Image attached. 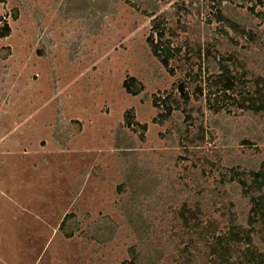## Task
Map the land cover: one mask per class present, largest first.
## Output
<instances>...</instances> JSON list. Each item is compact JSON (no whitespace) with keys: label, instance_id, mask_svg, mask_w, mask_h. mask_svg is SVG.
I'll list each match as a JSON object with an SVG mask.
<instances>
[{"label":"rangeland","instance_id":"rangeland-1","mask_svg":"<svg viewBox=\"0 0 264 264\" xmlns=\"http://www.w3.org/2000/svg\"><path fill=\"white\" fill-rule=\"evenodd\" d=\"M221 3L228 23L214 20ZM254 3L0 1V15L11 26V33L0 37V264L130 261L129 248L138 240L119 207L128 194L119 186L133 176L136 163L159 181L153 196L143 188L132 196L135 212L164 225L155 231L157 242L178 232L185 246L181 211L198 199L205 203L201 218L217 219L219 228L227 229L225 217L215 211L222 206L216 196L222 188L247 225L251 198L242 195L237 181L263 167L264 111L246 112L247 99L229 92H218L212 106L203 99L197 108L202 98L187 87L194 104L187 109L194 107L195 122L188 127L182 109L163 123L154 121L159 109L153 97L177 93L174 83L189 77L192 68L196 73L205 68L208 56L215 55L217 60L224 55L229 78L247 86L256 81L262 92L264 3L251 12ZM155 16L166 20L160 25L164 40L182 47L170 61L173 71L148 54ZM154 36L159 39L157 31ZM206 73L196 77L198 83L211 78L212 72ZM131 75L145 84L138 95L124 87ZM57 128L62 137L54 135ZM130 138L133 148L126 152ZM237 165L241 172L234 180L231 173L223 176ZM107 217L112 222H105ZM262 237L256 238L261 250ZM189 250L188 264H210L202 241ZM181 253L173 247L162 264H178Z\"/></svg>","mask_w":264,"mask_h":264},{"label":"trees","instance_id":"trees-1","mask_svg":"<svg viewBox=\"0 0 264 264\" xmlns=\"http://www.w3.org/2000/svg\"><path fill=\"white\" fill-rule=\"evenodd\" d=\"M222 1L223 0H221V2ZM252 1H255L254 5L248 6L251 12H256L257 6L263 5L264 3V0ZM220 5H222V3L216 6V16L214 20L216 19L217 21L228 23V18ZM16 16L17 15H15V17ZM1 21H4V26L0 27V37H4L11 33V26L9 21L3 19L0 15V22ZM165 22L166 20L160 18V16H155L152 19L153 30L151 35L147 38L150 45L148 54L158 57L163 66L173 71L170 61L178 57L182 47H173L171 42L164 40L166 29L163 28V30L160 31V29H162L160 25L165 24ZM156 31L157 36H159L157 40L155 38L156 36H154ZM200 48L201 46H199V50ZM200 52L194 51V54ZM200 56L203 55L200 53ZM216 57V55L212 58L208 56L205 60V68H200L197 73L194 72L195 70L192 68L189 75L195 73L196 75L180 78L175 82L173 91L177 90V93L170 91L164 92V96L159 95L153 97L154 106L159 109L158 115L154 121L163 123L166 119L173 116L176 109H182V111L187 112L185 118L187 120L186 125H188V127H190V125L193 126L195 125L192 114L194 107L201 108L203 106V99L206 104L212 106L214 104L212 99L218 92L225 94L227 92L231 94L237 93L236 95H238L240 99L246 98L248 105L244 104V108H246V112L250 114L257 115L264 111V89L262 92L260 89H257L256 85H259L257 84L258 82L254 81V84L247 86L246 84H241L237 80H232L228 75L229 66H227L228 63L225 62L226 59H224V55L220 56V60L214 59ZM206 70L212 72L211 78L208 75L203 76V78H201L203 80L198 83L196 77L198 76L200 78L202 72L207 74ZM216 80L217 83L215 82ZM216 84L218 85L217 89L214 86ZM124 87L128 93L138 95L144 91L145 84L138 80L136 76L131 75L125 80ZM187 87L193 91L192 93L195 94L197 99L200 97L202 98V103L190 109H187L188 106H193L194 104L192 105V94ZM228 109L229 111L231 110V108ZM190 120L191 122H188ZM144 127H146V124ZM186 134H190L189 130L186 131ZM54 135L56 137H62L61 134H59L58 128L54 132ZM69 136L70 135H68V137ZM132 145V139L130 138L129 143L124 146V151L130 152L133 148ZM239 169L238 165L231 166L222 174L223 176H227L231 173L230 180H234L235 175L241 172H239ZM258 169L259 170H249L246 174L244 173L246 176L238 175L239 180L237 182L242 186L243 191L239 186L234 187L240 188L244 197L251 198V208L247 218V225L240 221L236 210V203L233 202L232 199L226 198V189L222 188L220 195H216L221 197L222 206L215 211H220V215L225 217L227 229H220L217 219L204 221L201 218V203L204 202L198 199L197 202L194 201L192 204L193 208L189 207L186 212L181 211V219L183 221L181 227H187L185 234H188L187 243L185 246L181 247L178 242V232L172 233L166 236L164 240L157 242L156 239L158 236L155 235V231L160 227L163 228L164 225L157 226L159 224H156L152 215L143 217L141 214L135 212V204L134 200H132V198H134L132 197L133 194H138V190L143 188V190L146 189L145 192L149 193V197H151L154 195L156 186L159 184L155 173H152L151 170L145 167L139 168L136 163L133 169V176H128L125 182L119 186L121 192L128 191L127 197L119 203V207L124 210L129 226L138 240L129 248L131 260H126L122 264H162V259H164L165 256L164 254L173 247H176L177 250H181L182 252L177 260L178 264H188L189 256L191 255L189 249L199 244L201 241L206 245L208 262L210 264H264V249L261 250L256 243V238H258L260 234L263 235L261 240L264 241V163L263 167ZM135 179H139L140 181H134ZM226 181L227 179H225L220 186H225ZM188 191L192 193L194 189L191 188ZM179 201L180 198L178 194L175 202L178 203ZM183 203L191 202L184 201ZM172 211L173 214H177L176 210L173 209ZM104 220L105 222H112L109 217ZM65 224L66 219L62 223L63 227ZM101 224L104 223L101 221ZM260 224H263L262 228L259 227ZM68 236H72V234L70 233Z\"/></svg>","mask_w":264,"mask_h":264}]
</instances>
